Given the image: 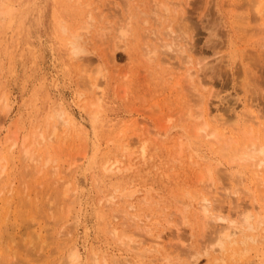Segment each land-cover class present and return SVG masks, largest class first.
<instances>
[{"label":"rangeland","instance_id":"1","mask_svg":"<svg viewBox=\"0 0 264 264\" xmlns=\"http://www.w3.org/2000/svg\"><path fill=\"white\" fill-rule=\"evenodd\" d=\"M259 1L261 2V16L253 13L250 8V2ZM238 15L248 18L246 24L237 23ZM0 16L2 17H0V95H4L7 99L3 100L5 101L4 106H9L6 113L3 111L4 115L0 114V158L3 154V157L6 155L4 162L7 159L5 162L7 165L2 162L3 159L0 161V166L4 169L2 172H5L4 176L2 175L0 178L2 180V177H5L3 180H6L5 183H7L4 184V181L0 180L2 182H0V189L3 188V185L6 186H4L6 189H2L5 191L0 196L2 198L0 200V239L3 240L9 234L10 238L13 237L10 240L17 242L14 239L19 237L18 240H20L21 234H24L25 238H21L25 239V242H23L24 240L18 242L21 245L28 243L29 246L31 243L29 248V246L22 245L20 247L19 244H16L18 247L14 245L15 243L9 242L8 238L4 244L1 241L0 247L6 250L8 244L10 246L8 250L11 248L8 252H15L16 255H12L16 257L8 256L5 254L7 250L3 253L0 248L1 257L4 256L3 254L6 255V258L4 256V259H0V264H10L9 261H12V264H61L60 261L64 258L60 257L62 253L65 256V252L70 251L67 249L73 250V247L79 254L81 264H86L91 253L95 254L98 249L103 250L105 254L100 255L98 250L95 258L101 262V256H105L107 264L112 257H116L121 264H161L160 259H157L159 255L141 254V251L135 253L133 250V253H129L132 246H128L129 250L127 247L124 248V244L128 242L124 243L122 239L120 242L122 246L117 243L119 238L112 239L113 235L110 229L112 230L114 227L117 233L118 231L121 233L119 229L122 231L123 228L120 226L121 223L119 224L123 218L116 219L114 211L126 208L127 204H133V213L137 214L134 228L139 226L143 232H145L143 229H150L149 233H158L159 231L166 233L168 228L175 224L173 221H176L181 227L180 235H182L184 245L178 246V250H186L184 253H180L179 257H174L175 255L171 254L173 264L176 261L178 264H215V262H217L216 264H255V262L258 264L257 261L262 262L264 244L259 241V238L257 239L260 236L264 237L262 230L260 232L245 231V237H255V240L250 239L249 241L246 238L244 243L246 247L244 244H239L235 246V249L219 252V254L213 251L217 250L215 246L213 249L208 244L206 239L210 241L209 236H205L206 243L202 240L204 239L203 234H210V232H203L201 227L202 220L197 204L204 192L200 191L202 190L201 186L196 185L195 182L202 174L205 177L204 166L207 163H211L214 167L215 162L220 163L221 161L225 165L227 158L225 159L222 154L223 158L218 155L220 154L218 152L221 151L220 147H222L221 138L224 143L227 139L226 136L233 137L234 135L233 138L230 137L231 140L238 141L243 137L242 130L245 129L238 131L240 135H237V130H233L239 124L234 127L236 123H233L234 129L231 124L223 126L221 130L218 129V135L223 130L221 134L223 135L224 132V138L221 135L217 145L216 142L205 141L201 137L198 139L197 136H194L193 129L200 119L197 121L190 115L197 113L195 104H199V100L198 103L195 101L199 95L198 90L208 98L211 116L221 115L224 118L233 117L238 120L239 112L242 108L244 110L243 101L249 96H253L252 99L255 100L259 113L261 111L262 116L264 115V60L256 45L264 38V33L260 31L264 25V0H0ZM127 18L131 19L132 23L128 25L130 28L122 39L117 36L119 33L116 34L117 28H119L117 26L125 27L123 23L127 24ZM120 21L123 23L120 24ZM87 22H92V24ZM107 23L110 25L108 26ZM81 26H88L87 34L85 31H80L79 34L84 32L79 40L83 53L72 56L74 55L70 52L72 48L66 43L69 44V39H71L69 33L76 31ZM61 28L66 32L63 33ZM182 32L192 39L193 47L189 54L192 66L196 63L204 66L200 79L205 88L198 86L196 81L186 79V75H184L186 73L177 64L181 60L180 55L170 53L162 47V44L165 43L172 45V39L177 40H174L176 44L172 46H178L181 43ZM171 33H173L172 36L175 35L172 39L169 35ZM113 39L120 41L121 44L116 40L120 44L119 48ZM112 44L115 45L114 48ZM122 45L123 48H121ZM148 51H152L154 54L150 55ZM167 52L168 54H166ZM165 57H171L169 64L163 63L162 59ZM244 70L249 72V75H245ZM192 87L196 89L197 93ZM245 87L250 93L247 91L245 94L244 91L247 90ZM240 101L242 105L239 104ZM92 104H97L96 108H94L95 105L92 108L90 106ZM2 105L1 107H3ZM233 111L238 116L234 117ZM60 112L67 114L65 120L68 122L67 124L62 122L58 126L60 140L48 145L42 140V144L39 145L41 140L34 138V135L38 134V131L43 133L47 131L48 135L52 125H57V121L59 125L62 121L60 117H57V113ZM237 129L239 130L240 127ZM43 133H40L42 137ZM63 134L67 135L66 138L63 137ZM11 136H17L19 145L24 137H28L23 141L25 146L29 143L34 144L37 139L34 146L30 145V148L33 149L30 150L32 154L34 153L33 157L41 152L40 155L44 156L38 158L41 162L38 160V163L33 162L32 164L26 159L24 161L22 157L20 160L21 155L18 156L17 148L14 150L9 147L4 148L2 142L6 144L4 146H8L9 143L4 141ZM32 137L33 139H31ZM33 140L34 142H32ZM179 141L184 142L183 145L180 142L181 147H179ZM227 141L230 142V139ZM226 142L225 144H227ZM214 143H216L215 146ZM28 145L27 149H29ZM127 147L128 149H126ZM141 149L142 152H140ZM214 149L218 150L216 154ZM7 151H11V155L14 154L12 159L8 157L10 153H5ZM44 158L46 161L49 160V163L45 161V168L40 165H43L42 159L44 160ZM108 160H119L120 171H105L103 165ZM23 162L29 166H23ZM193 162L197 166L192 165ZM7 166L10 169L9 173L14 177H10L7 173L9 171L5 168ZM23 168L26 169L25 172L23 170L24 173L22 172ZM123 168L126 170L124 171ZM54 170L57 171L58 178L62 176L58 180L59 184L61 180L65 181L66 178L69 180V177L71 179L74 176L72 177L74 181L72 179V182L65 181L71 184L67 183V187L71 188L65 187L66 191L73 190L70 201L72 202L74 197L75 202H73V206L69 202L71 207L68 208L70 211L73 207L71 214L66 211L67 215H65L64 210L67 208L63 202L65 200L60 199L63 193L61 191H64L62 190L64 188L57 187V183H53L54 177L51 179L53 181L50 180ZM218 172L220 173L219 170ZM6 173L7 176H5ZM25 173L28 176H25ZM59 173L64 174L59 175ZM198 173H200L199 176ZM216 174H212L213 181L216 187H221L219 182H216L218 180H215ZM244 174L247 179L238 188L242 190V188L248 187L256 195L258 191L255 192V187L249 180V174L247 172ZM220 176L218 177L220 178ZM8 177L13 181L8 180ZM224 179L226 178L224 177ZM47 180L50 181V184H46ZM230 180L227 178L221 184L224 186L230 184L231 186ZM23 181L28 182L30 186L22 184ZM52 183L56 186H52ZM64 183L60 185L66 186ZM10 184L12 192L9 193H12L11 197H13L6 202L4 199L9 196V194L6 196V192L10 189ZM49 185L51 190L60 188L61 193L58 192L59 190L56 192L52 190L54 193H51L50 189L48 192L44 191L48 189ZM21 186L24 187V191L27 186L35 189L30 188L29 191V193L35 191L30 195L31 201L35 196L38 197L37 201H34L35 204L32 201L34 207L38 206L37 204L40 202L42 207L46 206L52 197L53 202L48 203L47 206H52L53 203L54 206L51 208L54 211L57 203L55 209L59 210V214L63 215L64 213L66 218L67 216L69 218L66 220L63 216L64 220L57 217L59 214H56L57 216L54 212L51 214L52 211L47 206H44V210H50V213L46 212L47 210H42L41 206L42 209L35 207L37 209L33 210V204L30 205L31 201L28 209V201L25 202L27 204L25 205L22 203L24 201L21 197L15 195L16 192L19 194L24 192ZM198 187L201 188L200 192L197 191ZM43 191L46 193L42 196ZM186 191L188 195L185 198ZM57 192L60 196L57 195ZM4 193L6 194L4 195ZM47 194L48 196H46ZM243 194L241 193L239 196L238 202L247 200ZM22 195L24 196V193L20 194V196ZM68 195L70 196V193ZM44 196L46 199H43ZM49 196H51L50 199ZM58 197L60 198L58 199ZM108 198L111 199V205L107 202ZM43 200H46L47 203ZM59 200L63 203L59 204ZM63 206L66 208L64 209ZM225 207L224 211L228 212L230 206L225 205ZM39 208L40 210H38ZM58 208H61V212ZM37 210L40 211L39 215ZM35 212L37 216L34 215ZM55 212L57 213L56 210ZM47 217L54 218V220L45 219ZM30 219L33 221L29 222ZM8 220L12 221V224L11 222L9 224ZM182 220L184 224H181ZM25 221L29 222V225L35 226V231L34 228L32 231L24 229L25 225H28ZM22 222H24V227H20L24 230L23 233H20L22 230L18 225H22ZM168 222L172 224L169 225ZM2 224L9 227L3 228ZM10 225H16V228ZM56 225L57 227H55ZM48 227L52 232L47 234L44 230L49 232ZM18 228L20 231L15 230ZM52 228L58 231L55 232ZM134 228L131 226L125 229L127 232L125 234H134L131 233L136 232ZM39 229L41 230L39 231ZM68 229H70L69 235H65V231ZM11 230L16 233L10 232ZM108 231L111 232L112 237ZM1 232L4 234L2 235ZM37 232L46 234L43 233L42 237V234L38 236ZM146 232L145 240L148 237ZM32 233H36L39 237L38 240ZM51 233L52 235H50ZM60 233L64 235H60ZM119 233L118 237H120ZM44 235L50 236L51 240L53 236H58V241L53 239L51 245L48 247V244L45 249L47 255L50 254V257L46 256L47 259L44 256L46 252L43 255V252L41 254L38 248L40 247L38 242L42 243ZM28 238L30 241L26 242ZM138 238L141 239L140 235ZM236 238L244 240L241 235H237ZM31 239L33 240L31 241ZM126 239L124 238V240ZM46 240L48 242L47 236ZM134 240L139 242V239L134 238ZM141 240L143 241V238ZM147 240L143 242V246L149 244ZM256 240L260 243H257ZM34 241L35 244L32 243ZM174 243L176 244V242ZM45 244H47L46 241L43 245ZM60 244L61 249L59 248L57 253L55 247ZM15 246L18 251L13 250ZM49 248L54 251L51 253ZM31 250L36 252L39 250L41 255L37 252V256L35 251L29 252ZM205 250L207 251L205 252ZM48 252L50 253L48 254ZM231 253L233 254L231 255ZM31 254L34 257H31ZM42 255L45 260L42 259ZM126 257L127 261L123 260ZM59 258H61L60 263L58 261L56 263ZM3 260L7 263H4ZM89 263L91 264V261ZM110 263L112 264V262Z\"/></svg>","mask_w":264,"mask_h":264},{"label":"bare ground","instance_id":"2","mask_svg":"<svg viewBox=\"0 0 264 264\" xmlns=\"http://www.w3.org/2000/svg\"><path fill=\"white\" fill-rule=\"evenodd\" d=\"M25 3V2H24ZM26 5V4H25ZM260 6H261V2L259 1V2H250V8H251V10H253V13H255V14H257V15H260L261 16V12H260ZM20 7V6H19ZM24 8V7H23ZM13 10V9H12ZM16 11V10H15ZM5 13H7V12H5ZM4 13V14H5ZM12 13V12H11ZM1 16H2V14H1ZM0 16V17H1ZM7 17H9V16H7ZM242 17V18H241ZM2 18V17H1ZM9 19V18H8ZM130 19V18H129ZM247 19L248 18H245L244 16H237V23L238 24H240V25H244V24H246L245 22H247ZM127 20H128V18H127ZM126 20V21H127ZM131 20V19H130ZM130 20H128L127 21V24L126 23H123L122 21H120V24H125L124 26L125 27H122L121 25L120 26H117V27H119V28H117V33L116 34H118L119 33V35H117V36H119V37H121L122 39H123V37H125L126 36V34H127V32H128V30H129V28H130V26L128 27V25H130V23H132ZM90 21H92L91 20V18H90ZM122 22V23H121ZM87 23H90V24H92V22H87ZM83 24V23H82ZM89 24V25H90ZM107 25L109 26L110 24L109 23H107ZM92 26V25H91ZM127 26V27H126ZM263 26V28H261V32L262 33H264V25H262ZM61 27V26H60ZM84 27V26H83ZM83 27L81 26V28H77V30L76 31H74V32H72V33H69L70 34V38L71 39H69L70 40V42L69 41H65V42H69V44L68 43H66L67 45H69L71 48V51L70 52H72L74 55H72V56H77L78 54H81V53H83V50L81 49V47H80V43H79V40H80V36L84 33V32H82L81 33V35H79L80 34V31H85V34H87L88 33V26L87 27H84V30H82L83 29ZM85 28H87V29H85ZM128 28V29H127ZM62 30H63V33L64 32H66L63 28H61ZM115 29V28H114ZM127 29V30H126ZM243 30V29H242ZM86 31H87V33H86ZM79 32V33H78ZM116 32V31H115ZM68 34V33H67ZM68 34V35H69ZM115 34V35H116ZM172 34L173 33H171V34H169V35H171V39L175 36H172ZM182 36H181V38H180V42L181 43H179V45L178 46H176V45H174V46H172L173 44H176L175 43V41H177L176 39H172L173 40V43H172V45H169V44H167V43H165V44H162V47L166 50V51H168V52H170V53H173V54H178V55H180L181 56V60L180 61H178V65L181 67V68H183V70H184V72L186 73V74H184V75H186V79H188V80H191V81H196L197 82V84H198V86H200L201 88H205V86L203 85V83H202V81H201V79H200V75H201V73H202V71H203V67L204 66H201V64L200 63H196V64H194L193 66H192V62H191V59H190V57H189V54H190V52H191V50H192V47H193V45H192V39L189 37L188 38V36L186 35V33L185 32H182V34H181ZM116 36V37H117ZM118 40H119V38H117ZM117 39H113L114 40V42L115 43H117V42H119L120 43V41H118ZM116 40H117V42H116ZM175 40V41H174ZM114 42H112V43H114ZM259 44H257L256 43V45H257V47H258V49L260 50V53H261V55L263 56V60H264V38L262 39V40H260V42H258ZM118 44V43H117ZM121 44V43H120ZM120 44H118L117 46H118V48L120 47ZM178 44V43H177ZM113 45V44H112ZM114 46L115 45H113V48H114ZM117 46L115 47V49L117 48ZM112 47V46H111ZM112 48V49H113ZM121 48H123V45H122V47ZM125 48V47H124ZM114 49V50H115ZM112 52H113V50H112ZM149 53H150V55L153 53L154 54V52H152V51H148ZM168 52L166 53V54H168ZM170 59H171V57H169V58H167V57H165V58H163L162 59V61H163V63H167V64H169L170 63ZM171 65V64H170ZM213 69V68H212ZM245 71V70H244ZM249 73V72H248ZM246 71H245V75L246 74H248ZM242 74V73H241ZM249 75V74H248ZM246 80V79H245ZM243 81H244V78H243ZM245 83H247V81L246 82H244V84ZM242 84H243V82H242ZM243 84V85H244ZM246 85V84H245ZM248 85V84H247ZM195 87V86H194ZM194 87H192V88H194ZM196 88V87H195ZM194 88V89H195ZM242 88H243V90H244V87L242 86ZM247 87H245V89H246ZM205 90V89H204ZM248 91V93H250L249 92V90H248V88H247V90L246 91H244L245 92V94H246V92ZM195 92H196V89H195ZM197 93V92H196ZM198 97H197V101H195V103L197 102L198 103V100H199V104H195V106L197 107V109H196V111H197V113H196V115H190V117H193V118H195L197 121H198V119H200V122L199 123H196V125H195V127H194V129H193V134H194V136H197L198 137V139L201 137L202 139H204L205 141H210V142H216L217 143V145H218V142H219V140H220V136L222 135L221 133H222V131H220V135H218V129H222V127L223 126H225V125H228V124H231V127L233 128V123H236L235 124V126L234 127H240V129L238 130L237 128H233L234 130L233 131H236V132H240V130L241 129H245V130H242L241 132L243 133V137L240 139V140H236L235 138V140L236 141H232L231 140V138L230 137H232L231 135H228V136H226L227 137V139L229 140L230 139V142L229 141H227V139H225V142L227 143V144H225V142L223 143V141H222V138H221V142H222V147H220L221 148V151H219L218 153H220V154H218L219 155V157H222L223 158V156L225 157V159L227 160L226 162H225V165L224 164H222L221 163V161H220V163L217 161V162H215L214 164H216V165H214V167H212L213 165L211 164V163H205L206 164V166H204L205 167V173H206V175L204 174V176L205 177H203V174L201 175V177H198L197 178V182H195L196 183V185L197 184H199L200 186H201V188H202V190H200L199 189V187H198V189H197V191H203L204 192V194H202L201 195V197H200V199H199V204H197V205H199V210L198 209H196V210H198V212H199V214H200V218H201V227L203 228V232H210V234H207V233H205V234H207V235H205V234H203V238L204 239H202L203 240V242L204 243H206L207 241H208V244L209 245H211L212 246V248L215 246L216 248H217V250H213L214 252H218V254H219V252H224V251H226V250H233V249H235L236 247V245H239V244H244L245 243V239L247 238V237H245L244 236V232L245 231H252V232H260V230H262V231H264V115L262 116V113H261V111H260V113H259V109H257V104H256V102H255V100L254 99H252V97L253 96H249L248 98H245V100L243 101V106H244V110H243V108L241 109V112H239V114L238 115H240V117L236 114H234L233 113V115H234V117L235 116H238V120H235L236 118H234L233 119V117L231 118V117H229V118H227V117H223V116H218L217 115V117L216 116H211L210 115V110H209V107H208V98L207 97H205V96H203V94L201 93V91H199L198 90ZM1 96V95H0ZM2 97V98H1ZM0 98H1V101H0V108H1V110H0V114L1 113H3V111H4V113H6L5 111H6V109L9 107V106H4V102L5 101H3V100H5L6 99V97L4 96V95H2ZM199 97H200V99H199ZM247 97V96H246ZM7 100V99H6ZM239 101V100H238ZM3 104V105H2ZM240 105H242V103H241V101H240V103H239ZM1 105L3 106V107H1ZM95 104H92V105H90V106H92V108H93V106H94ZM97 105V104H96ZM96 105L94 106V108H96ZM243 106H241V107H243ZM6 107V108H5ZM195 107V108H196ZM8 110V109H7ZM242 110H243V112H242ZM4 113L3 114H1V115H4ZM241 113V114H240ZM67 114H65V113H63V112H60V113H57V117H60L61 119H62V121L60 122V120H59V125H58V121H57V125H52V127L50 128V131H49V133H48V135H47V131H45V133H43L42 131L40 132V131H38V134H35L34 136V138H37V139H39V140H41L40 141V143H39V145H41L42 144V140H43V142L45 143V144H52V143H56L57 141H59L60 140V136L58 135V126H60V124H62V122L63 123H68L66 120H65V116H66ZM54 116H56V115H54ZM231 116V115H230ZM58 120V119H57ZM239 121V122H238ZM53 122V121H52ZM237 124H239V125H237ZM47 125H49V124H47ZM46 125V126H47ZM64 125V124H63ZM237 125V126H236ZM230 126V125H229ZM49 128V127H48ZM48 128H46V129H48ZM45 129V130H46ZM49 130V129H48ZM231 130V129H230ZM232 131V130H231ZM231 131H229V132H231ZM232 131V132H233ZM43 133L44 135H43V137H42V135L40 134V133ZM66 132H68V131H66ZM226 132H228V131H226ZM239 132L237 133V135L239 134ZM187 133V132H186ZM186 133H185V135H186ZM234 133V132H233ZM242 133H241V136H242ZM40 134V135H39ZM67 134V133H66ZM65 134V135H66ZM229 134V133H228ZM223 135H224V132H223ZM221 136V137H223L224 138V136ZM226 135V134H225ZM240 135V134H239ZM67 136V135H66ZM66 136H64V134H63V137L64 138H66ZM236 136V135H235ZM39 137V138H38ZM40 137H42L41 139H40ZM233 137H234V135H233ZM232 137V138H233ZM28 137H24V139H23V141H25V139H27ZM31 139H33V137L31 138ZM37 139H35V143H36V140ZM185 139V138H184ZM239 139V138H238ZM29 140V139H28ZM39 140H38V142H39ZM19 141V140H18ZM17 141V136H11L10 138H7L4 142H7V143H9V145L8 146H4V145H6V144H4L3 142H2V146L4 147V148H7V147H9V149H12V150H14V149H16L17 148V153L19 154L18 156H20L19 157V159L22 157V158H24V161H26V160H28L29 162H32V164H33V162H35V163H38V160L40 161V159H38V158H40V156L42 157V155H40L41 154V152L40 153H38L39 155H36V156H39V157H33V155H34V153L32 154V152H31V150H33L32 148H30L31 146H34L35 145V143L33 144V143H29V145H28V148L29 149H27V145L25 146L24 145V143L25 142H23V141H21L20 142V145H19V142ZM63 141V140H62ZM32 142H34V140L32 141ZM64 142V141H63ZM181 141H179V147H181L180 145H181V143H182V145L184 144V142H181ZM216 143H214V146H215V144ZM228 143H230V144H228ZM233 143V144H232ZM33 144V145H32ZM225 146H224V145ZM233 146H232V145ZM31 145V146H30ZM220 145V144H219ZM143 148V147H142ZM219 147H217V149H218ZM220 148L218 149V150H220ZM31 149V150H30ZM126 149H128V147L126 148ZM217 149H214L215 150V154H216V151H218ZM3 150H7V149H3ZM30 150V151H29ZM181 151V150H180ZM11 151H7V152H5V153H10ZM140 152H142V149L140 150ZM182 152V151H181ZM12 153V152H11ZM11 153L9 154V156L8 157H10L11 159H12V156H14V154H12L11 155ZM7 154V155H8ZM141 154H143V153H141ZM223 156H222V155ZM3 155V154H2ZM1 155V158H0V161H2V159H3V163H5L6 161H7V159H6V161L4 162V157L6 156H2ZM221 155V156H220ZM179 156V155H178ZM15 157H17V154H15ZM44 157V156H43ZM42 157V158H43ZM215 157H216V155H215ZM14 158V157H13ZM46 158V157H45ZM44 158V160L42 159V163H43V165L42 164H40L42 167H44L45 166V161H46V159ZM180 158V157H179ZM199 158V157H198ZM201 158V157H200ZM9 159V158H8ZM26 159V160H25ZM204 159H206V160H208L207 158H204ZM21 160V159H20ZM201 160V159H200ZM205 160V161H206ZM217 160H219V159H217ZM223 160V159H222ZM9 161V160H8ZM49 160H47L46 162H48ZM198 161H199V159H198ZM202 161V160H201ZM224 161V160H223ZM21 162V161H20ZM41 162V161H40ZM39 162V163H40ZM190 162V161H189ZM204 162V161H203ZM22 163V162H21ZM49 163V162H48ZM201 163V162H200ZM6 165H7V163H5ZM12 164V163H11ZM23 166H25V165H27V164H25V162H23ZM190 164H191V162H190ZM13 165V164H12ZM36 165V164H35ZM46 165H47V163H46ZM192 165H196V163H194L193 162V164ZM5 166V165H4ZM27 166H29V165H27ZM197 166V165H196ZM195 166V167H196ZM3 167V166H2ZM16 167V166H15ZM18 167V166H17ZM16 167V168H17ZM202 167V169H204L203 168V166H201ZM0 168H1V166H0ZM6 169H8L9 167L7 166V167H5ZM26 168H28V167H26ZM45 168V167H44ZM103 168H104V170L105 171H108V172H111V171H120V161L119 160H112V161H106L105 163H104V165H103ZM130 168V167H129ZM19 169V168H18ZM55 169H57V168H55ZM124 169V171L126 170L125 168H123ZM122 169V170H123ZM201 169V168H200ZM235 169H238L239 171H236ZM242 169V170H241ZM9 171L7 172V173H9L10 172V169H8ZM12 170V169H11ZM23 170H24V168L22 169V172H23ZM26 170V169H25ZM25 170H24V172H25ZM59 170V169H58ZM71 170V169H70ZM218 170L220 171V173L218 172ZM240 170H241V172H240ZM0 176H2L3 174H5V172H2V171H4V169H0ZM67 171V170H66ZM65 171V172H66ZM68 171H69V168H68ZM67 171V172H68ZM72 171V170H71ZM202 171V170H201ZM247 172L248 174H249V180H250V182L252 183V185L255 187V192H257L256 193V195H257V198H256V195H255V193H254V191H252L250 188H248V187H246V188H242V190H240V188H238L239 186H242V184H243V182L247 179V176L244 174L245 172ZM23 172V173H24ZM27 172H29V170H27ZM30 172H33V171H30ZM64 172V173H65ZM221 172H223V173H225L224 175L221 173ZM6 173V175L5 176H7L8 174ZM11 173H12V171H11ZM63 173V174H64ZM70 173V172H69ZM73 173V172H72ZM72 173H70V174H72ZM201 173V172H200ZM200 173H198V176L200 175ZM215 173H217V174H219V175H217L216 174V176H215V180H218V181H216L217 183L219 182V184L221 185V187H216V184H215V182L213 181L214 179L212 178V174H215ZM22 174V173H21ZM27 173H25V176H28V174L26 175ZM30 174V173H29ZM63 175L62 173H59V175ZM14 175V174H13ZM57 175H58V173H57V171L56 170H54V172H53V175H52V177L50 176V180L53 178L54 179V181L53 180H51V181H53V183H57V187H60V188H64V189H62V190H64V191H61V189L60 188H58V190H53L54 192H56V191H58L59 193H61V192H63L61 195V198L60 197H58V199L60 198V199H62L63 198V200H65V201H63L64 202V204H65V206L67 207H65V206H63L64 207V213H65V215H67L66 213V211H68V208H70L71 207V205L73 206V202H75L74 201V197H73V201L71 202L70 201V198H71V194L73 193V190L71 191V192H69L70 190H67L69 193H70V196L68 195L69 193L66 191V189H65V187H67V183H69L70 181H71V179L73 180V178L72 177H74V176H72L71 177V179H70V177L68 178L69 180H67V178H66V180L67 181H69V182H65V181H62V183H64V184H66V186L65 185H60V184H62L61 183V181H60V184H59V181L58 180H60L61 179V177L62 176H60L59 178L57 177ZM66 175H68L67 173H66ZM220 175H222V176H220ZM4 176V175H3ZM9 176L11 177L12 175L9 173ZM56 176V177H55ZM68 176H71V175H68ZM67 176V177H68ZM218 176H220V178L222 179H220ZM10 177H8V180L10 179ZM12 177H14V176H12ZM64 177V176H63ZM224 177L226 178V179H224ZM27 178V177H26ZM227 178L229 179H231L230 181V183H231V186H230V184L229 185H227V186H224V185H222L223 184V181H226L227 180ZM3 179H5V177L3 178L2 177V180ZM49 179V178H48ZM219 179H220V181H219ZM0 180H1V178H0ZM1 180V181H2ZM7 180V181H8ZM11 181H13L12 180V178L10 179ZM15 180V179H14ZM63 180H64V178H63ZM0 181V182H1ZM4 181V184H7V183H5V181L6 180H3ZM2 181V182H3ZM10 181V182H11ZM25 181V180H24ZM22 182V184L23 183H25V185H29V183L27 182ZM58 181V182H57ZM74 181V180H73ZM1 182V183H2ZM50 181L49 180H47L46 181V184H48ZM72 182V181H71ZM228 182V181H227ZM247 182V181H246ZM53 183H52V186H56L55 184L53 185ZM222 183V184H221ZM225 183V185H226V182H224ZM21 184V185H22ZM50 184V183H49ZM70 184V183H69ZM69 184H68V186H69ZM75 184V186H76V183H74ZM228 184V183H227ZM245 184V183H244ZM15 185V184H14ZM25 185H24V187H25ZM59 185V186H58ZM71 185V184H70ZM251 185V186H252ZM5 185H3V188L4 189H6L5 187H4ZM11 184H10V189L9 190H7V194L6 193H4V195L6 194V196L9 194V196H5L6 198L4 199L6 202L7 201H10L9 199H11L12 197H11V195H12V193H9L10 191H11ZM30 186V185H29ZM62 186V187H61ZM64 186V187H63ZM74 186V187H75ZM8 187V186H7ZM21 187H23V186H21ZM24 187L22 188V190L24 191ZM56 187V188H57ZM2 187H1V189H0V196L3 194V192L5 191H3L2 189H3ZM29 190H28V189ZM30 188L31 187H26V191H24V192H20V194L22 193H24V196L22 197V196H20V194L18 193V192H16L15 193V195H19L18 197L20 198L21 197V199H22V201H24V202H22V201H20V202H22V203H25V202H27L28 201V209H29V206L30 205H32L33 204V202L36 200L37 201V198H36V193H34L35 195V197H34V200L32 199V201H31V196L30 195H32L33 194V192H35V191H33V190H35L34 188H31V189H33L32 191V193H29V191H30ZM45 188V187H44ZM56 188H54V189H56ZM71 188V187H70ZM69 187H67V189H70ZM73 188V187H72ZM252 188V187H251ZM13 189H14V187H13ZM12 189V190H13ZM51 190V188H50V185H49V187H48V189L47 190H44V191H46V192H48V190ZM75 189V188H74ZM20 190V189H19ZM27 190H28V192H27ZM51 190V193L53 192ZM76 190V189H75ZM257 190V191H256ZM13 191H16V190H13ZM38 191V190H37ZM42 192V196H43V194L44 193H46V192ZM61 191V192H60ZM199 191V192H200ZM12 192V191H11ZM53 192V193H54ZM57 192V193H58ZM189 192V191H188ZM38 193V192H37ZM59 193L57 194V195H59ZM75 193V192H74ZM187 193V191L185 192V194H184V196H185V198H186V195H188V194H186ZM241 193L244 195V197H246V199L247 200H245V201H241V202H238L239 200H240V195H241ZM41 194V193H40ZM127 194V193H126ZM260 194H261V197H260ZM55 195V194H54ZM54 195H52V196H54ZM198 195V194H197ZM196 195V196H197ZM243 195H242V197H243ZM17 196H15V197H17ZM37 196H38V194H37ZM39 196H41V195H39ZM41 196V197H42ZM46 196H48V194L46 195ZM46 196H44L43 197V199H46L45 197ZM60 196V195H59ZM73 196V195H72ZM127 196V195H126ZM17 197V198H18ZM50 197L51 196H49V199H50ZM55 197V196H54ZM109 197H111V196H109ZM36 198V199H35ZM188 198H189V196H188ZM196 198V197H195ZM2 198L0 197V200H1ZM21 199H19V200H21ZM40 199V198H39ZM38 199V200H39ZM48 198H47V200H49ZM53 198L51 197V201L49 202L48 201V203L50 204L51 202H53V200H52ZM109 200H107V202L109 203V205H111L110 203H112L110 200V198H108ZM192 199V198H191ZM243 199V198H242ZM55 200H57L56 198H55ZM144 200V199H143ZM32 202V203H30V205H29V202ZM35 201V202H36ZM46 202V200H43V202ZM58 201V200H57ZM56 201V202H57ZM142 201V200H141ZM187 201H188V199H187ZM190 201V200H189ZM35 202H34V204H35ZM55 202V201H54ZM55 202V203H56ZM62 202V203H63ZM65 202H68V203H65ZM69 202H71L70 204H69ZM143 202V201H142ZM193 202V201H192ZM198 202V201H197ZM235 202H236V204H235ZM242 202H243V204H242ZM5 203V202H4ZM9 203V204H8ZM7 204L8 205H10V202H8ZM41 203V202H40ZM40 203L39 204H37L38 206H36L35 205V207H42V205H40ZM47 203V202H46ZM47 203V205H49ZM61 202H60V200H59V204H60ZM61 203V204H62ZM6 204V203H5ZM34 204H33V210L35 209H37V208H35L34 207ZM57 204V203H56ZM56 204H55V207H56ZM75 204V203H74ZM127 204V203H126ZM125 204V205H126ZM227 205V206H230V207H228L229 208V210H228V212H225L224 210H226V209H224V207H225V205ZM7 205V206H8ZM24 205V204H23ZM25 205H27L26 203H25ZM46 205V206H47ZM187 205V204H186ZM189 205H190V203H189ZM233 207H232V206ZM45 206V205H44ZM40 207L42 210H44V208L46 207ZM54 206V204L52 203V206H47V207H50V208H48V209H50L51 211H52V208L51 207H53ZM222 206H223V209H222ZM55 207H54V211H52V213L51 214H53V212L55 213V215L56 214H59V210H57V209H55ZM57 207H60V205H57ZM195 207H197V206H195ZM194 207V208H195ZM31 208V207H30ZM40 208L38 209V210H40ZM198 208V207H197ZM226 208V207H225ZM58 209H60V212H61V208H58ZM37 210V213L38 212H40V211H38ZM47 210V209H46ZM46 210H44V211H46ZM50 210L48 211H46V212H49L50 213ZM55 210L57 211V213L55 212ZM133 210H134V205L133 204H127V206H126V208H120L119 210H117V211H114L115 212V218L116 219H118V218H123V220H121L120 222H119V224H120V226L121 227H123L122 228V231H121V229H119L120 230V232L121 233H119V231H118V233L120 234V237H118L117 235H118V233H117V231H116V229H114V227L112 228V230L110 229V231L112 232H110V231H108L109 232V234L111 233L112 235H113V238L112 239H116L117 240V238H119V240H117L116 242L119 244V245H122L120 242H121V240L122 241H124V243L125 242H128V243H126V244H124V248H126L127 247V249L129 250L130 248L129 247H131L132 246V248L130 249L131 251L133 250L135 253L136 252H138V251H141V254H143V253H147V254H149V253H154V254H156V255H159V258H157L158 260L160 259V261H161V264H173V262L171 261V254H174L175 256L174 257H179L180 256V253H184V251L186 250V249H182V250H178V246L179 247H182V245H184V241L182 240V235H180L181 234V232H182V229H181V227L176 223V221H173V222H175V224H172L171 222H168V223H170L169 225H171L169 228H168V230L166 231V233H165V231L163 232V231H159L158 233H149L150 231H148V230H150V229H143V230H145V232H146V234L148 235V237H147V241H149L148 243V245L147 246H143V242L145 241L146 242V240L144 239V238H146L145 236V232H143V231H141V228L139 227V226H136L135 228H136V230H135V228H134V225H135V223H136V216H137V214L136 213H133ZM72 211H73V207L71 208V210L70 211H68V212H70L69 214H71L72 213ZM43 212V211H42ZM252 212H254V213H252ZM34 213V212H33ZM32 213V214H33ZM64 213H63V215H62V213H60L61 214V216H60V214L57 216V217H60V218H62L63 216H65L64 215ZM41 214H43V213H41ZM68 214V215H69ZM34 215H36L37 216V214H36V212H35V214ZM38 215H39V213H38ZM44 215V214H43ZM47 215H48V213H47ZM54 215V217H56ZM52 217H53V215H51ZM50 217V216H49ZM49 217H47V218H45V219H49ZM41 218V217H40ZM66 220H67V218H69L68 216H67V218H66V216L64 217ZM64 218H62V219H64ZM180 218H182L181 216H180ZM6 219V218H5ZM34 219V218H33ZM52 218H50L49 220H51ZM58 219V218H57ZM61 219V220H62ZM64 219V220H65ZM4 220V219H3ZM31 220L32 219H30V221L29 222H31ZM49 220H48V222H49ZM54 220V218L52 219V221ZM184 220V219H183ZM182 220V221H183ZM9 221V220H8ZM33 221V220H32ZM131 221V222H130ZM133 221V222H132ZM10 222H11V224H12V221H9V224H10ZM15 222V221H14ZM13 222V224H15ZM25 222H27V221H25ZM29 222H27V224L29 225ZM55 222V221H54ZM6 223V222H5ZM49 223H51V221L49 222ZM57 223V222H56ZM139 223V222H138ZM168 223H167V226H169L168 225ZM181 223V222H180ZM23 224H24V222H22V225L20 224V225H18L19 226V228H21L20 226H23ZM52 224V223H51ZM181 224H184V221L181 223ZM4 224H2V227L4 228V227H7V226H3ZM8 225V224H7ZM28 225H25L26 227H24V229H28V231H30L29 229H31V231L33 230V228H34V231H35V226H31V225H29V227H28ZM46 225V224H45ZM44 225V227H46ZM49 225V224H48ZM137 225V224H136ZM11 226V225H10ZM13 226V228L16 226V225H12ZM11 226V227H12ZM51 226V225H50ZM132 226V228H134V231H136L137 232V234H135L136 232H131V233H134V234H130V235H126L127 234V232H126V230L125 229H128V228H130ZM9 227V226H8ZM7 227V228H8ZM10 227V228H11ZM42 227V226H41ZM53 227H54V225H53ZM55 227H57V225L55 226ZM137 227H139V228H137ZM16 228V227H15ZM15 229L16 231L17 230H19L20 231V229ZM38 228V227H37ZM210 229V231H208V229ZM23 228H21V230L22 231H20V233H23V230H24ZM46 229V228H45ZM47 229H49V227L47 228ZM52 229H54V228H52ZM58 229V228H57ZM71 229V228H70ZM70 229H68L67 231H65L66 232V234L65 235H69V232H70ZM5 230V229H4ZM7 230H9V229H7ZM13 230V229H12ZM12 230L10 231V232H12ZM37 230V229H36ZM41 229H39V231H40ZM51 229H49V232H48V230L46 231V230H44L47 234L48 233H50V232H52V230L50 231ZM55 230V229H54ZM54 230H53V233L55 234V232H57L56 230H55V232H54ZM65 230V229H64ZM140 232H139V231ZM18 231V232H19ZM25 231H27V230H25ZM25 231H24V233H25ZM33 231V232H34ZM133 231V230H132ZM8 232V231H7ZM15 231H13L12 233H14ZM45 232H43V233H45ZM143 232V233H142ZM152 232V231H151ZM2 233V232H1ZM16 233V232H15ZM19 233V234H20ZM27 233V232H26ZM39 232H37V234H38ZM43 233H39L38 234V236L40 235V234H42V237H43ZM45 233V234H46ZM126 233V234H125ZM130 233V232H129ZM140 233V234H139ZM4 234V232L2 233V235ZM32 234H34V238L35 239H37V238H39V237H37V235H36V233H32ZM63 233H60V235H62ZM111 234H110V236H111ZM5 235H7V233L5 232ZM9 235V234H8ZM5 236V238L2 240V239H0V242L1 241H3L2 243L4 244V242H5V240L7 239V240H10V239H12L13 237H11L10 238V235L9 236ZM23 235V236H22ZM30 236H31V234H29ZM35 235H36V237H35ZM50 235H52V233L50 234ZM56 235H58L57 233H56ZM55 235V237L53 236L52 238L55 240V241H58V236H56ZM64 235V234H63ZM138 235V236H137ZM139 235H140V237H141V239L143 238V241L140 239V238H138L139 237ZM237 235H241L242 236V238H244V240H238L237 238H236V236ZM247 235V234H246ZM251 235V234H250ZM257 235V234H256ZM255 235V236H256ZM14 236H17V234H14ZM46 236H47V239H48V242H47V240H46ZM44 235V238L42 239V243H40V242H38L39 243V246L40 247H38L39 249H40V251H41V254H42V252H43V255H44V252H46V255H44L45 257L47 256H49L50 254V252H48V254L49 255H47V250H45V249H47V245H48V247L51 245V241L53 240H51V237L50 236H48V235ZM135 236V237H134ZM144 236V237H143ZM205 236H209L210 237V241L208 240V239H206L207 241H204L205 240ZM258 236V235H257ZM0 237H1V235H0ZM25 238L24 237V234H21V236H20V240H24L23 242H25V239H22V238ZM63 237V236H62ZM112 237V236H111ZM117 237V238H116ZM261 237V236H260ZM260 237H257V239L259 238L260 240V242H263V244H264V237L262 238H260ZM17 238V237H16ZM32 238V237H31ZM124 238H127L126 240H124ZM134 238H136V239H139V242H136L135 240H134ZM241 238V237H240ZM239 238V239H240ZM18 239H19V237H18ZM18 239H14V240H16L17 242H14V241H12V240H10L9 242H13V244L14 245H16V244H19L20 245V247H22V245L23 246H25V247H28L29 246V244L27 243V244H23L22 243V245L18 242V241H20V240H18ZM34 239V240H35ZM45 239V240H44ZM49 239H50V242H49ZM247 239H249V241H250V239H252V241L253 240H255V237L253 238V237H250V236H248V238ZM261 239H262V241H261ZM33 239H31V241H32ZM38 240V239H37ZM128 240V241H127ZM27 241H30V239L28 238V239H26V242ZM40 241V240H39ZM46 241V243L47 244H45V245H43L44 244V242ZM55 241H53V242H55ZM212 241V242H211ZM251 241V242H252ZM257 241V240H256ZM255 241V242H256ZM259 241H257V243L259 242ZM8 242V243H9ZM174 242H176V244L174 243ZM209 242H211V243H209ZM259 242V243H260ZM33 244H35L36 242L34 241V242H32ZM56 243V242H55ZM254 243V242H253ZM33 244H32V246H33ZM42 244V245H41ZM62 244V243H61ZM61 244L58 246V248H57V246L55 247V251H57V253H58V249L60 248L61 249ZM64 244V243H63ZM145 244V243H144ZM147 244V243H146ZM262 244V243H261ZM27 245V246H26ZM54 245V244H53ZM129 245H131V246H129ZM257 245V244H256ZM2 246V245H1ZM7 246V252L8 251H10L11 250V248H9L10 250H8V247H10V246H8V244L6 245ZM16 246H18V245H16ZM16 246L14 247V251H18V248L17 249H15L16 248ZM36 246V245H35ZM34 246V247H35ZM123 246V245H122ZM129 246V247H128ZM244 246H245V244H244ZM264 246V245H263ZM19 247V246H18ZM31 247V243H30V246H29V248ZM73 247V246H72ZM246 247V246H245ZM251 247V246H250ZM254 247V246H253ZM252 247V248H253ZM258 247V246H257ZM1 248V247H0ZM3 248V247H2ZM1 248V249H2ZM36 248V247H35ZM35 248H33V249H35ZM37 248V249H38ZM71 248V247H70ZM215 248V249H216ZM4 249V248H3ZM2 249V250H3ZM32 249V248H31ZM57 249V250H56ZM59 249V250H60ZM214 249V248H213ZM242 249V248H241ZM245 249V248H244ZM6 250H3L2 252L4 253V251L6 252ZM12 250V251H13ZM19 250H23V249H19ZM27 250H29V249H27ZM26 250V251H27ZM44 250V251H43ZM49 251H51V253L54 251L53 249L52 250H50V248L48 249ZM67 250H70V251H68V252H65V256H63V253H62V255L60 256V257H64L62 260H61V258H59V260L57 259L56 260V263H57V261L59 262L60 260V262H61V264H81L80 262H81V260H80V257H79V254H78V252L75 250V247H73V250L72 249H67ZM99 250V249H98ZM98 250L96 251L97 252V254H98ZM128 250H127V252H128ZM256 250V249H255ZM263 250H264V247H263ZM35 251V250H34ZM34 251H29V252H34ZM39 250L37 251L38 253L40 252ZM95 251V250H94ZM129 252V253H133V251L132 252ZM181 251H183V252H181ZM207 250H205V252H206ZM242 251V250H241ZM245 251V250H244ZM5 253V254H8V256H11L12 258H13V256H15L16 255V253L15 252H13V253H11V252H8V253ZM24 252H25V250H24ZM23 252V253H24ZM28 252V251H27ZM37 252L35 251V253H36V255H37ZM90 253H91V250L89 251ZM96 252H95V254L93 253H91V256L88 254V256H90L89 257V259H88V262L87 263H89V261H91V264H100L101 262V264H107V262H106V259H105V256L103 257V256H101V258H100V255H103L102 253H104V251L102 250H99V252H100V255H98V258H100V260H102L101 262L100 261H98L99 259H97V258H95V257H97V256H95L96 255ZM247 252V251H246ZM26 253V252H25ZM186 253V252H185ZM0 254L2 255V253L0 252ZM5 254H3L4 256H5V258H6V255ZM12 254H15V255H12ZM28 254V253H27ZM26 254V255H27ZM34 254V253H33ZM40 253H39V255H41ZM105 254V253H104ZM225 254V253H224ZM227 254V253H226ZM233 253H231V255H232ZM263 254H264V252H263ZM1 255H0V259H4L3 257H1ZM25 255V256H26ZM29 256H30V254H28ZM32 255V254H31ZM35 255V254H34ZM42 255V256H43ZM107 255V254H106ZM262 255V254H261ZM38 256V255H37ZM42 257V259H44L45 257ZM16 257V256H15ZM14 257V258H15ZM31 257H34L33 255L31 256ZM47 257L45 258V259H47ZM50 257V256H49ZM173 257V258H174ZM228 257V256H227ZM263 257V256H262ZM8 258V257H7ZM107 258H111V257H107ZM219 258V257H218ZM232 258V257H231ZM40 259V258H39ZM44 259V260H45ZM87 259V258H86ZM123 259V258H122ZM174 259H176V260H178L177 258H174ZM222 258L220 257V260H221ZM7 260V259H6ZM123 260H125V261H127V257L126 258H124ZM175 260V261H176ZM217 261H218V259H216ZM5 260H3V262H4ZM7 261H9V260H7ZM20 262H21V260H19ZM18 261V262H19ZM110 261V260H109ZM157 261V260H156ZM159 261V262H160ZM174 261V262H175ZM215 261V260H214ZM1 262V261H0ZM12 261H9V263L10 264H12L11 263ZM59 262V263H60ZM110 262H112V264H121L120 263V261L118 260V259H116V257H112V259H111V261ZM110 262H108L109 264H111ZM180 262V261H179ZM222 262V261H221ZM233 262H234V260H233ZM258 262V264H264V257H263V259H262V262L261 261H257ZM4 263H7L6 261L4 262ZM86 263V264H87ZM217 262H215V264H216ZM8 264V263H7ZM58 264V263H57ZM84 264V263H83ZM90 264V263H89ZM140 264V263H139ZM175 264H178L177 263V261H176V263ZM219 264V263H218ZM255 264H256V262H255Z\"/></svg>","mask_w":264,"mask_h":264}]
</instances>
